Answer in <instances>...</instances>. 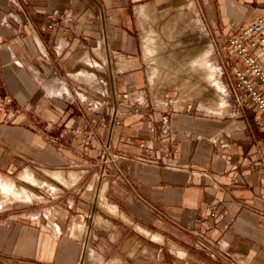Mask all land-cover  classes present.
I'll return each mask as SVG.
<instances>
[{"label": "crops", "instance_id": "obj_1", "mask_svg": "<svg viewBox=\"0 0 264 264\" xmlns=\"http://www.w3.org/2000/svg\"><path fill=\"white\" fill-rule=\"evenodd\" d=\"M176 1L0 0V159L10 173L35 157L87 191L36 229L0 224V264H264V121L250 105L218 116L154 92L138 71L136 36ZM222 14L204 31L227 29L225 41L259 15ZM139 89L149 107L118 106Z\"/></svg>", "mask_w": 264, "mask_h": 264}, {"label": "rangeland", "instance_id": "obj_2", "mask_svg": "<svg viewBox=\"0 0 264 264\" xmlns=\"http://www.w3.org/2000/svg\"><path fill=\"white\" fill-rule=\"evenodd\" d=\"M253 1L251 8L248 4L250 0H191V2L177 0L174 3H164L160 12H157L155 18L149 22L147 30L154 33L142 38L136 36L137 42L143 43L144 40L146 45L150 38H154V46L159 47L154 59V63L158 64L157 78L149 75L152 64L148 60L147 53H138L141 58L138 71L147 75L149 88L154 92L165 88L172 90L171 95H176L178 99L198 105L206 112L210 111L218 116L230 112L229 107H232V114H235V105L238 103L235 101V87L231 73L234 61L223 51L229 30L204 31V28L210 22L219 24L223 18V11L228 20L234 17L238 20H248L253 14H261L264 0ZM208 5L211 10L209 14L206 9ZM198 41L201 44H198ZM194 42L195 45L197 43V48ZM115 62L118 63V71L124 69L121 67L125 65L124 61ZM200 64L206 65L207 69L201 68ZM155 100L159 103L165 101L159 96L155 97ZM9 101V98L0 101V124L9 120L8 115H3L4 107ZM18 160L12 159L11 164L16 170L8 173L6 166L10 159H0V179L7 183L11 181L17 189H26L34 196L31 201H23L0 191V224L17 230H23L27 226L36 229L33 220L40 214L44 216L47 211L49 220L55 219L56 200L79 196L78 200L82 201L80 196L87 195L84 180L82 183L69 184V181L75 177L66 173V170L60 174L56 173L58 170L55 168L45 170L41 160L36 161L35 157H30L26 167L23 168L26 169L21 170L22 164ZM48 162L52 166L51 161L44 159L45 165ZM63 203L67 204L66 201ZM11 204L15 206V216L8 215L6 212L8 210H5L11 207Z\"/></svg>", "mask_w": 264, "mask_h": 264}, {"label": "built area", "instance_id": "obj_3", "mask_svg": "<svg viewBox=\"0 0 264 264\" xmlns=\"http://www.w3.org/2000/svg\"><path fill=\"white\" fill-rule=\"evenodd\" d=\"M224 45L223 51L234 61L231 73L235 101L239 105L252 106L264 121V63L258 56V51L264 54V11L230 35ZM125 102L134 106L135 110L151 105L146 89L124 93L117 104L122 107ZM114 119V123L119 125V115ZM71 132L89 141L93 137L81 128H73Z\"/></svg>", "mask_w": 264, "mask_h": 264}, {"label": "bare ground", "instance_id": "obj_4", "mask_svg": "<svg viewBox=\"0 0 264 264\" xmlns=\"http://www.w3.org/2000/svg\"><path fill=\"white\" fill-rule=\"evenodd\" d=\"M145 13H147L145 11ZM149 14V13H148ZM182 20V19H181ZM181 24V23H180ZM182 26V25H181ZM187 28V27H186ZM199 29V28H198ZM199 31V30H198ZM185 32V31H183ZM202 33V32H201ZM150 38V36H149ZM194 41V39H192ZM153 41H154V38H150L149 39V42L147 43L148 46H147V54L148 55V60L151 61V64H152V67H151V70H150V74L152 78H157V74L158 73V64H155L154 63V59L156 58L155 57V52L158 50V48L156 46H154L153 44ZM189 44V43H188ZM198 44H201V42L198 41ZM194 45H195V42H194ZM192 45V47L194 46ZM186 47V46H185ZM188 47V46H187ZM195 47L197 48V43L195 45ZM194 48V47H193ZM192 48V49H193ZM187 49V48H186ZM191 49V47L189 48ZM146 51V50H145ZM194 51V50H193ZM192 52V51H191ZM201 65V64H200ZM201 68H204V69H207V66L206 65H201L200 66ZM206 67V68H205ZM192 69V68H191ZM199 70V69H198ZM194 71V70H193ZM196 74V73H195ZM212 76V74H209V76ZM152 80V79H151ZM155 80V79H154ZM156 84V83H155ZM224 103V102H223ZM221 106V105H219ZM224 106V104H223ZM28 177V175H27ZM15 181V180H14ZM11 182V181H10ZM7 183V182H4L2 179H0V191H2L3 193L7 194V195H13L14 198L16 199H22L23 201L27 200V201H31L32 200V197L34 196L33 194H31L30 192H27L26 189H17L13 182L11 183ZM33 182V180H32ZM36 183V182H35ZM32 187V186H31ZM19 188V187H18ZM22 188V187H21ZM10 200V198H8ZM14 200V199H13Z\"/></svg>", "mask_w": 264, "mask_h": 264}]
</instances>
